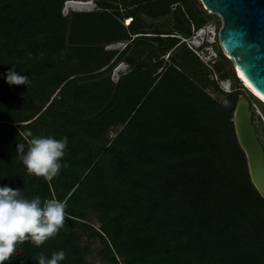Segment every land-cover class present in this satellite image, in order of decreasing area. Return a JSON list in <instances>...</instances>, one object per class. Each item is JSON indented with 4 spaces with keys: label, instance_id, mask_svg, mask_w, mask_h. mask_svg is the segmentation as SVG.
I'll return each mask as SVG.
<instances>
[{
    "label": "trees",
    "instance_id": "1",
    "mask_svg": "<svg viewBox=\"0 0 264 264\" xmlns=\"http://www.w3.org/2000/svg\"><path fill=\"white\" fill-rule=\"evenodd\" d=\"M66 1L0 0V187L66 205L55 238L18 244L4 264L59 251V264H98L94 253L106 264H264V198L232 120L246 88L220 44L215 68L231 91L182 40L210 21L202 1L93 0L63 14ZM9 70L30 83L9 84ZM36 136L68 138L51 182L17 154Z\"/></svg>",
    "mask_w": 264,
    "mask_h": 264
},
{
    "label": "clouds",
    "instance_id": "2",
    "mask_svg": "<svg viewBox=\"0 0 264 264\" xmlns=\"http://www.w3.org/2000/svg\"><path fill=\"white\" fill-rule=\"evenodd\" d=\"M7 82L28 85L30 80L9 70ZM67 144V137L57 140L51 136H36L27 141L26 150L25 144L19 143L17 154L28 174L51 182L60 173V160L65 155ZM65 208V203L57 199H47L42 203L39 196L29 200L20 197V189L0 187V264L15 255L18 244L31 241L40 247L47 240L55 238L65 225ZM65 258V252L59 251L53 253L50 259L43 253L36 259L39 264H59Z\"/></svg>",
    "mask_w": 264,
    "mask_h": 264
},
{
    "label": "water",
    "instance_id": "3",
    "mask_svg": "<svg viewBox=\"0 0 264 264\" xmlns=\"http://www.w3.org/2000/svg\"><path fill=\"white\" fill-rule=\"evenodd\" d=\"M201 1L221 18L218 37L226 56L240 68L252 87L264 96V0ZM237 77L240 80L238 74ZM232 120L247 157L252 182L264 198V145L253 121L248 95H239Z\"/></svg>",
    "mask_w": 264,
    "mask_h": 264
},
{
    "label": "built area",
    "instance_id": "4",
    "mask_svg": "<svg viewBox=\"0 0 264 264\" xmlns=\"http://www.w3.org/2000/svg\"><path fill=\"white\" fill-rule=\"evenodd\" d=\"M72 1H82V0H72ZM93 8H96V3L92 1ZM131 21V18L125 19V24H129ZM220 26L217 25L214 22H208L206 25L199 29H194V32L192 36L190 37H184L182 40L187 44V46L200 58V60L211 69V72L209 74V78L211 80H218L215 65L218 62L220 58L219 51L216 49V45L220 44L218 32H219ZM212 30L213 32L210 33L209 31ZM122 48L126 46V43H121ZM109 48V47H108ZM128 69V68H127ZM216 75V76H215ZM119 75L116 78V81H118ZM222 80L220 82L222 86ZM223 87V86H222ZM224 89V88H223ZM227 91V90H226ZM251 96L255 97V101L253 98L251 99V109L255 112V108L259 104L264 105L263 100L258 98L256 94H254L252 91H249Z\"/></svg>",
    "mask_w": 264,
    "mask_h": 264
},
{
    "label": "rangeland",
    "instance_id": "5",
    "mask_svg": "<svg viewBox=\"0 0 264 264\" xmlns=\"http://www.w3.org/2000/svg\"><path fill=\"white\" fill-rule=\"evenodd\" d=\"M91 1H92V0H91ZM65 5H66V4H65ZM203 6H204V4H203ZM204 9H206V10L208 11V13L211 15V19H210L209 22H214V23H216L217 25H219V26L221 27V24H219V22H221V18H220L216 13H213V12H211L209 9H207L206 6H204ZM70 10H71V9H70ZM70 10H69V11H70ZM74 10H75V9H74ZM69 11H67V12L63 11V14H67ZM124 22H125V20H124ZM192 30H193L192 32H194V27H193V26H192ZM116 48H117V47H116ZM120 48H122V47H120ZM216 49H217V48H216ZM166 58H168L167 55H166ZM121 63H124V62H121ZM121 63H119V64L114 68V71H115V69H116ZM124 65H126L124 71L119 72V73L116 75V77H118V75H120V73L125 72V71L127 70V68H128L127 64L124 63ZM233 65H234V64H233ZM226 67H227V68H231V66H230L229 63L226 64ZM234 69H235V67H234ZM114 71H113V73H112V79H113V80H114ZM235 72H236V69H235ZM217 75H218V74H217ZM215 76H216V75H215ZM217 78H218V80H216V79H215V80L219 83L220 88L223 89V87H222L221 84H220L221 79H219V75L217 76ZM222 81H223V82L228 81V82H230V84H231V86H232V89H235V88H236V84H235L233 78L226 79L225 81L222 80ZM208 90H209V91L213 94V96H215V97H220V98L223 97L218 91H215V90L212 88V86H209V87H208ZM223 90H225V89H223ZM243 94L248 95L250 98H253V100L255 101V97L251 96L249 90H243ZM258 98H259V97H258ZM226 102H227V101H226ZM253 119H254V123H255V125H256V127H257V132H258L259 138H260L261 142H262L263 145H264V105L258 103V106L255 108V112L253 111ZM112 134H114V133L112 132ZM92 245H93L94 248H97V246H98L97 244H92ZM90 257H91V259H92L93 261L97 262L98 264H106V262L103 261L102 259H100V257H98V255H96L95 253H94L93 255H91Z\"/></svg>",
    "mask_w": 264,
    "mask_h": 264
},
{
    "label": "bare ground",
    "instance_id": "6",
    "mask_svg": "<svg viewBox=\"0 0 264 264\" xmlns=\"http://www.w3.org/2000/svg\"><path fill=\"white\" fill-rule=\"evenodd\" d=\"M92 8H93V4H92V1L91 0H88V1H72V0H69V1H66V7H65L64 11L67 12L70 9L86 11V10H91ZM209 32L212 33L213 31L210 30ZM116 47L117 48H120V47H122V44L121 43H117V44H113V45L110 46V48H116ZM226 52L229 55V53H228L227 50H226ZM233 64H234V67L236 69L237 74L240 77V80H242V83H244V85H246L247 90H250V91L254 92V94H256V96H258L264 102V96H262L258 91H256L252 87V85L247 81V79L242 74L240 68L235 63H233ZM125 66L126 65H124V63H121L115 69V72H114V79L115 80L117 78L116 75L119 72L124 71ZM222 86L227 91H231L232 90V86H231L230 82H228V81L222 82Z\"/></svg>",
    "mask_w": 264,
    "mask_h": 264
},
{
    "label": "crops",
    "instance_id": "7",
    "mask_svg": "<svg viewBox=\"0 0 264 264\" xmlns=\"http://www.w3.org/2000/svg\"><path fill=\"white\" fill-rule=\"evenodd\" d=\"M128 66V65H127Z\"/></svg>",
    "mask_w": 264,
    "mask_h": 264
}]
</instances>
